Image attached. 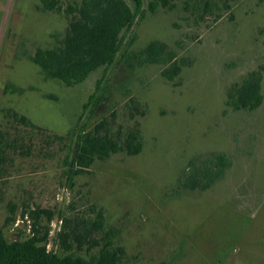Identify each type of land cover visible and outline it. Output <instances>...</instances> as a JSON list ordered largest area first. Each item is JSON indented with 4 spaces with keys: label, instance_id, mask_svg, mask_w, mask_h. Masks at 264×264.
Segmentation results:
<instances>
[{
    "label": "rangeland",
    "instance_id": "374dc122",
    "mask_svg": "<svg viewBox=\"0 0 264 264\" xmlns=\"http://www.w3.org/2000/svg\"><path fill=\"white\" fill-rule=\"evenodd\" d=\"M80 1L59 3L65 9ZM150 1L142 0L114 62L68 86L44 79L30 60L63 38L68 17L43 10L40 0H0V140H17L0 154V228L8 240L31 236L27 211L39 207L54 213L50 221L42 215L39 226L41 233L48 227L46 248L60 255L89 257L114 232L111 247L123 250L121 264H264V72L257 109L225 103L232 84L264 67V0H225L228 8L209 0L222 15L217 20L193 13L205 0H175L173 8L153 11ZM156 40L189 63L172 81L161 75L163 65L129 69L122 59ZM97 80L100 103L83 111ZM132 99L144 115H131ZM7 110L48 134L63 135L78 121L91 129L103 118L113 132L138 125L143 149L95 158L70 186L62 143H48ZM210 152L229 158L223 177L206 190L177 188L188 160ZM95 206L104 211L102 231L75 239L74 229L83 233L76 222L93 219ZM8 216L13 220L5 224ZM61 231L70 233L65 244Z\"/></svg>",
    "mask_w": 264,
    "mask_h": 264
},
{
    "label": "trees",
    "instance_id": "16d2710c",
    "mask_svg": "<svg viewBox=\"0 0 264 264\" xmlns=\"http://www.w3.org/2000/svg\"><path fill=\"white\" fill-rule=\"evenodd\" d=\"M133 9L124 0H81L79 3L68 5L65 9L59 0H40L42 9L45 11L63 12L69 19L67 30L61 40L51 48H38L30 56L32 63L39 67L44 79H57L71 86L83 82L91 72L112 64L124 42V34L134 24L137 13L141 9L142 0H131ZM175 0H151L149 9L153 11L158 5L163 8H173ZM225 8H228L225 0H222ZM215 2L205 0L203 9H194L198 12L199 20L212 16L215 20L220 19V13H213ZM220 10V9H216ZM134 35L128 40L132 44ZM126 66L134 69L143 64L163 65L161 75L169 81L176 78L183 66L189 64L185 59L177 60L175 53L163 41H151L144 48L137 51H126L122 55ZM264 67L249 72L240 83L232 84L226 92V105L232 110L253 111L263 101L261 93V81ZM100 81L97 80L94 91L83 105V111L90 104L93 106L100 103L101 97L97 96ZM133 112L144 115L145 110L139 102L131 100ZM6 115L16 123L31 127L47 136L48 143H62L66 152L62 161L63 173L69 185L73 179L85 172L95 158L104 159L111 154L123 152L129 156L139 154L143 149V136L138 125L122 131L120 128L113 132L109 118H103L87 129L78 121L74 127L63 135L47 133L34 125L25 115H18L15 111L7 110ZM2 143L0 140V154H4V145L11 147L17 140ZM28 152V148L26 153ZM231 167L229 158L222 152H210L206 155L195 156L188 160L182 171L177 188L188 190H206L220 180L226 170ZM96 207V206H95ZM93 207L95 214L93 219L80 217L76 222L81 226L83 233H71L75 239L81 240L91 237L93 232L103 229L104 211L102 207ZM23 211L22 214H24ZM29 218L32 221L31 236L8 240L0 228V264H121L123 250L111 247V238L114 232L105 233L106 242L99 250L84 257L75 252L62 255L46 248L48 241V227L41 233L39 219L46 215L47 221L52 219L54 213L49 210L36 207L29 209ZM8 216L5 224L12 222ZM67 221L66 218H64ZM69 231H61L58 238L65 244L69 238ZM93 238V237H91ZM69 246L65 247L67 250ZM159 264H169L160 262Z\"/></svg>",
    "mask_w": 264,
    "mask_h": 264
}]
</instances>
